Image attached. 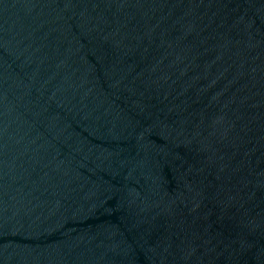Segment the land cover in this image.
Returning a JSON list of instances; mask_svg holds the SVG:
<instances>
[{
    "label": "water",
    "instance_id": "water-1",
    "mask_svg": "<svg viewBox=\"0 0 264 264\" xmlns=\"http://www.w3.org/2000/svg\"><path fill=\"white\" fill-rule=\"evenodd\" d=\"M0 264H264V0H0Z\"/></svg>",
    "mask_w": 264,
    "mask_h": 264
}]
</instances>
